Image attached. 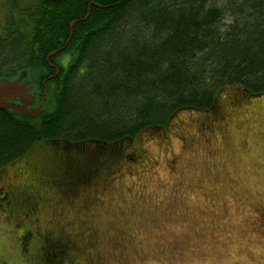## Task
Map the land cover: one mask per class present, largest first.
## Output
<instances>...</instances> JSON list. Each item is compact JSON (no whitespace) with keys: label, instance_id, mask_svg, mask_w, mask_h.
Segmentation results:
<instances>
[{"label":"trees","instance_id":"1","mask_svg":"<svg viewBox=\"0 0 264 264\" xmlns=\"http://www.w3.org/2000/svg\"><path fill=\"white\" fill-rule=\"evenodd\" d=\"M22 69L42 112L0 108V169L37 142L121 164L129 141L181 110L264 95V0H0V77ZM60 247L47 263L74 254Z\"/></svg>","mask_w":264,"mask_h":264},{"label":"rangeland","instance_id":"2","mask_svg":"<svg viewBox=\"0 0 264 264\" xmlns=\"http://www.w3.org/2000/svg\"><path fill=\"white\" fill-rule=\"evenodd\" d=\"M215 109L177 112L97 172L88 152L37 142L3 169L23 180L22 203L0 205V264H55L60 245L61 264H264V95L226 91Z\"/></svg>","mask_w":264,"mask_h":264},{"label":"water","instance_id":"3","mask_svg":"<svg viewBox=\"0 0 264 264\" xmlns=\"http://www.w3.org/2000/svg\"><path fill=\"white\" fill-rule=\"evenodd\" d=\"M73 24L74 21L70 23V28ZM57 51L59 49L49 52L47 58L54 55ZM49 65H53L56 73L58 72V68L54 64L49 63ZM30 83L31 81L25 69L20 70L15 77H0V108L11 109L32 117L39 115L42 112L43 102L40 100L36 105L37 93L30 91ZM45 92L46 90L44 89L43 95H45Z\"/></svg>","mask_w":264,"mask_h":264},{"label":"flooded vegetation","instance_id":"4","mask_svg":"<svg viewBox=\"0 0 264 264\" xmlns=\"http://www.w3.org/2000/svg\"><path fill=\"white\" fill-rule=\"evenodd\" d=\"M38 102L40 101H37L36 105L38 104ZM4 168L0 169V205L2 206L1 210L6 211L9 208L14 210L17 203H22V193L18 189V182L21 183L23 179L22 177H19V174L5 175V173L3 172ZM19 179H21V181ZM24 183L25 182H23V184ZM37 185L38 182L32 184V187L34 188ZM30 238V232L27 229H23L20 234V242L22 243V240H24L22 244L27 245Z\"/></svg>","mask_w":264,"mask_h":264}]
</instances>
